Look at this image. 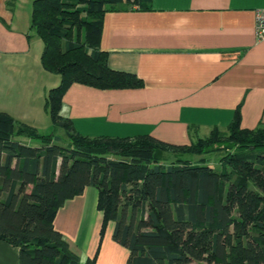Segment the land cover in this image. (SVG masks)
Masks as SVG:
<instances>
[{
  "label": "trees",
  "instance_id": "16d2710c",
  "mask_svg": "<svg viewBox=\"0 0 264 264\" xmlns=\"http://www.w3.org/2000/svg\"><path fill=\"white\" fill-rule=\"evenodd\" d=\"M150 2L33 1L31 28L44 43L42 65L60 77L46 109L66 138L0 111V239L19 247L20 264H97L110 221L114 240L130 251L126 264H264V126L243 128L238 109L227 134L216 127L190 145L174 146L150 135L91 137L61 114L75 83L143 85L136 75L110 68L100 40L107 11L149 9ZM21 135L39 144L15 138ZM218 143L235 148L219 169L205 158L185 157L205 155ZM88 186L98 190L103 222L97 253L81 261L54 219Z\"/></svg>",
  "mask_w": 264,
  "mask_h": 264
},
{
  "label": "crops",
  "instance_id": "0c3cea01",
  "mask_svg": "<svg viewBox=\"0 0 264 264\" xmlns=\"http://www.w3.org/2000/svg\"><path fill=\"white\" fill-rule=\"evenodd\" d=\"M33 1L0 0V111L37 129L47 125L46 97L60 77L42 65L44 43L31 28ZM260 8L264 0H151L149 9L107 11L100 49L110 68L143 85L75 83L61 114L91 137L150 135L174 146L226 129L238 109L243 128L264 126V43L254 31ZM90 187L66 200L54 219L81 261L97 253L103 222L98 190ZM115 225L108 223L97 264L127 263L130 251L114 240ZM19 254L0 239V264H20Z\"/></svg>",
  "mask_w": 264,
  "mask_h": 264
},
{
  "label": "rangeland",
  "instance_id": "374dc122",
  "mask_svg": "<svg viewBox=\"0 0 264 264\" xmlns=\"http://www.w3.org/2000/svg\"><path fill=\"white\" fill-rule=\"evenodd\" d=\"M58 76V75H57ZM45 116H47V125L45 124H41L40 126L37 127V130L41 133H51V132H55L56 134L61 135L62 137H66V130L64 128H60V127H54L53 123L50 121V116L48 115V113H44ZM40 116V115H39ZM41 123V122H40ZM221 132L223 134L221 135H225L228 133V129H221ZM226 136H222L220 138V141L222 142L223 140H225ZM18 140H22L23 142L27 143L28 145H38L39 142L37 140L34 139H30L28 138L26 135H21L20 137H15ZM222 139V140H221ZM224 142V141H223ZM219 145H217V148L214 146L213 150L207 154H202V155H188L185 157L191 158L194 161L199 160L200 158H205L206 161L213 166L214 168L219 169L221 167V163H222V158L225 157L229 151H235V148L231 149L230 145L228 144H224V143H218ZM30 189V188H29ZM93 190H95L94 186L90 187V191L92 192ZM91 199V196H90Z\"/></svg>",
  "mask_w": 264,
  "mask_h": 264
},
{
  "label": "built area",
  "instance_id": "2783aa9c",
  "mask_svg": "<svg viewBox=\"0 0 264 264\" xmlns=\"http://www.w3.org/2000/svg\"><path fill=\"white\" fill-rule=\"evenodd\" d=\"M254 31L256 41L264 43V8L256 10Z\"/></svg>",
  "mask_w": 264,
  "mask_h": 264
}]
</instances>
